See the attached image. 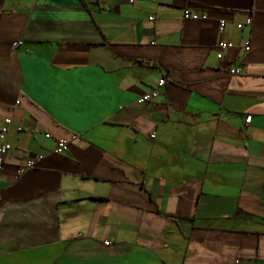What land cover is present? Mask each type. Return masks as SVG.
Listing matches in <instances>:
<instances>
[{
    "label": "crops",
    "instance_id": "0c3cea01",
    "mask_svg": "<svg viewBox=\"0 0 264 264\" xmlns=\"http://www.w3.org/2000/svg\"><path fill=\"white\" fill-rule=\"evenodd\" d=\"M7 117L0 264H264V0H0Z\"/></svg>",
    "mask_w": 264,
    "mask_h": 264
},
{
    "label": "built area",
    "instance_id": "2783aa9c",
    "mask_svg": "<svg viewBox=\"0 0 264 264\" xmlns=\"http://www.w3.org/2000/svg\"><path fill=\"white\" fill-rule=\"evenodd\" d=\"M183 16L185 19H193L194 21H198V20L206 19L208 17V14L205 11L200 12V11H194L190 8H185V10L183 11ZM153 19H154L153 16L150 17V20H153ZM251 24H252V18H251V16H248L246 18L245 22H243V23L241 21L237 22L236 26L238 28L243 29L246 25H251ZM225 26H226V19H224V18L219 19V28L218 29H219V32L221 34L223 33ZM12 44H13V47H16L17 45L20 44V42L17 40V41H13ZM234 45L235 44L232 41H226L224 38H221L217 44V47L219 48L218 57L222 58L224 50L226 51V50L232 48ZM250 45H251L250 41L246 40L244 45H242V48L244 50L248 51L250 49ZM229 73L232 75L239 74V73L241 74L242 70H241L240 66H231L229 68ZM165 83H166V79L160 78L158 86L153 88L152 90H149L146 93H142L141 95H139L137 97V102L138 103H146V102L153 101L159 95V90H160L159 87H162L163 85H165ZM251 119H252V116L249 115L246 118V121L250 122ZM11 125H12L11 117H7L4 119V122L0 127V138L2 140V142L0 143V177H1V174L3 171V166L5 165L6 155L9 152V150L12 149V145L6 139L7 134L9 133V130L11 128ZM76 136L77 135H72L71 138H63V137L59 138L57 140V145H56L54 152L55 153L67 152L69 150V145H70L71 140L76 138ZM152 136L154 137L155 134H152ZM42 159H43L42 154L36 155L32 158L29 157L26 160L25 165L20 167L19 171L23 172L27 168H34L35 166L38 165V163ZM1 188L2 187L0 185V191H1ZM106 243H108V241Z\"/></svg>",
    "mask_w": 264,
    "mask_h": 264
}]
</instances>
